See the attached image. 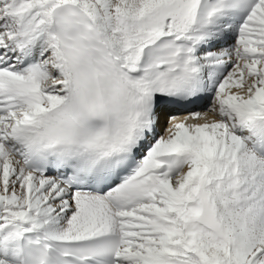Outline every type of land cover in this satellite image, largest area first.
<instances>
[{
    "label": "snow or ice",
    "instance_id": "snow-or-ice-1",
    "mask_svg": "<svg viewBox=\"0 0 264 264\" xmlns=\"http://www.w3.org/2000/svg\"><path fill=\"white\" fill-rule=\"evenodd\" d=\"M0 264H264V0H0Z\"/></svg>",
    "mask_w": 264,
    "mask_h": 264
},
{
    "label": "bare ground",
    "instance_id": "bare-ground-1",
    "mask_svg": "<svg viewBox=\"0 0 264 264\" xmlns=\"http://www.w3.org/2000/svg\"><path fill=\"white\" fill-rule=\"evenodd\" d=\"M203 109H204V107L202 108V109H200V111H203ZM177 116H178V118H183L185 115H186V113H184V114H182V113H176V112H174ZM179 115H181V116H179ZM167 126V124H166V122L164 123V127H166ZM163 129H161V131H162Z\"/></svg>",
    "mask_w": 264,
    "mask_h": 264
}]
</instances>
